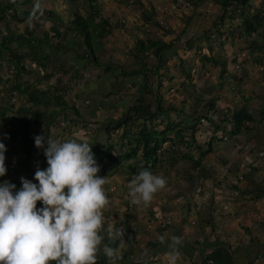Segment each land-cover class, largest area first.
Wrapping results in <instances>:
<instances>
[{
  "label": "rangeland",
  "instance_id": "1",
  "mask_svg": "<svg viewBox=\"0 0 264 264\" xmlns=\"http://www.w3.org/2000/svg\"><path fill=\"white\" fill-rule=\"evenodd\" d=\"M216 1L205 0L197 11L206 16L220 14L221 10ZM73 3H69L67 0H55V4L59 5V7L64 5L65 7L62 8L65 9L67 6L68 10L72 12V17L76 11L85 15L88 10L87 6L85 8V4L80 3L83 7H78L76 2ZM97 4L100 8L101 16L107 19L110 24L107 29L111 34L104 39V45L102 46L104 55L102 59L115 62L117 64L115 73L117 74L120 73L118 66L125 67L126 70L139 68L140 60H134L131 54V51L139 41L153 39L169 43L176 40L183 32L188 17L194 11L190 0H98ZM261 11H264V0H252L251 7L247 12L254 16ZM145 12L153 13L152 22L146 23L144 19ZM96 21L98 23L102 22L101 17H97ZM197 24L195 50L192 53H185V49L182 47L181 49L183 50H180L179 56L174 55V51L170 52L173 55L166 65L168 75L160 89V95L165 101L164 106L175 109L170 115L180 113V119H184V116H189L191 108L197 106L196 100L200 102L204 98L201 99V91L203 92L207 90L206 88H209L210 93L207 95V100H213L216 103L217 110L220 112L218 116L227 115L233 109H240L242 106H246L252 119L247 120L242 130L245 127L256 128L254 130H256L260 139L252 134L246 135L245 132L244 134L237 133L232 137L228 134V131L225 132L223 134L225 137H222L223 141L219 143L213 141V151L206 155L203 162L206 168L210 169L206 177H199L197 171L190 168V163L187 160H183L184 162L177 165L176 169L162 171L158 174L166 179V186L155 195L153 201L147 206L142 203L140 205L131 203L128 189V180H131V177H129V171L126 169L128 162L122 161L120 167L111 174H98L101 177H107V183L104 188L110 205L103 213L105 226L111 224L115 228L121 229L123 236L131 233L128 228H133L135 237L133 239L129 238L130 241L136 240V244L139 246V253L140 248L143 247L142 249L145 250L142 252L143 254L140 253V256L142 255L141 262H137L139 260L131 262V258H126L128 246L126 239L122 236V247L115 248L116 257L113 258L115 264H169L168 254L172 250L166 251V249L169 245H167V242L171 241L173 236L184 240L189 234L190 237L187 236L185 240H191V245L195 246L196 244L198 246L199 244L196 240L201 237L200 233L203 228L205 230L208 227L207 225L212 223L218 226L219 223V226L226 227L230 223H234L235 226L239 224L238 230L236 228L237 234L240 231H244L247 234L246 239H248V235L251 234L249 226L256 224V222L261 224L264 221V212L260 210V208L264 207V197L255 198L250 193H241L242 190H253L255 184L264 187V49L255 53L257 60L250 59L247 52L250 41L247 43L246 39L241 35L244 20L240 16L239 10L233 11V8L230 9L222 23L216 16L209 24V27H202L200 23ZM204 28L214 41L208 43L206 40L203 41L197 37L204 32ZM27 35L25 37L28 38L29 36ZM51 37L49 42L52 45L55 42L52 34ZM218 38L219 40L217 41ZM251 40L258 41V46H264V29L261 28L258 35ZM220 42L224 43L221 44ZM8 48L14 50L10 45ZM4 52L7 51L4 50ZM235 52L239 53L238 66L233 61ZM4 56H7L4 58L5 63L11 62V57H8L10 56L9 54ZM208 58L216 60L219 64H222L224 59L227 58L226 60L229 61L227 68L230 73L235 72V77H228L229 72L223 77L221 75L222 67L215 66L212 61H208ZM246 59L249 60L248 63L244 62ZM26 69L27 71L24 75L30 76L34 82L41 81V83L37 84L38 88L46 89L47 92L50 91L48 88H44L49 83L42 78L44 73L41 76V70L34 76L31 74L32 67L30 64ZM51 69H53L52 66ZM46 72L50 74L49 70ZM95 72H98V70H95ZM55 73H57V76L54 77V80L57 79L72 84V82H69L68 78L72 80L69 75H64L61 70ZM188 74L192 75L189 78L190 80L188 79ZM240 75L242 80L237 85L236 78ZM170 78V82L166 81V79ZM26 80H29V78H26ZM134 82L136 84L139 79L134 78L132 83ZM220 84L223 87H220ZM41 85L44 87H41ZM204 85L207 87L205 88ZM140 88H143L147 93L150 92L148 86L140 84ZM138 89L139 86L124 88L122 95L124 94L123 97H126V94L129 93L135 95ZM95 92L96 90H93L90 93H85V95L89 98ZM110 92H113V90ZM119 95L118 92L113 96L115 104H118L115 111L112 108V111L108 112L109 106H107V109H104L105 113H107L105 116L98 118L96 115L95 118H98L99 122L107 124V121L114 119L113 117H117L118 114L127 108L121 107L119 103H116ZM125 97L126 102H133L134 100L132 96L130 98ZM245 98L248 99V102H244ZM23 100V97L17 98L15 104L10 101L9 104H3V108L0 101L1 112H4L6 110L4 107L7 106L5 115L3 117L0 116V132H9L10 128L6 130L3 128L7 125L4 118L17 116L16 108L24 103ZM53 102L55 101H52V104ZM80 102L86 104L85 100H80ZM241 102L242 106L238 104ZM89 104L91 103L89 102ZM78 106L81 112L83 111L84 117L89 118L90 116H86L84 112L83 105L80 104ZM119 108H121V111L118 112ZM145 111V114H148L147 109ZM70 116H74L73 113ZM159 124L162 125L161 121L157 120L155 123L149 122L148 126L152 130L154 125L158 126ZM225 124L231 127L228 122H224L222 125ZM66 125L64 124V127ZM69 126L67 127L69 128ZM159 128L162 129L163 127ZM261 128L262 131L260 130ZM254 130L252 131L254 132ZM80 132L83 134L82 131ZM218 136V139H220L222 134L219 133ZM51 138L62 141L61 137ZM210 140L211 132L199 130V134L196 136L197 143L204 144L205 149H207ZM227 140L229 141V146H227ZM128 141V139L124 141V151L129 148ZM114 142L117 141L114 139ZM117 143L120 144L122 142L120 141L119 143L118 141ZM15 149L20 151L19 146L15 147ZM41 151L34 154L35 158L33 159L35 162L38 161V156L42 154L40 153ZM247 155L254 157L256 161L251 163L252 160L247 159L239 165L241 160H244ZM22 156H24L23 153L13 156L5 155L7 163L15 160L17 165L15 169L11 170L8 180H18V177L22 176L33 182L36 169L28 167L24 170L22 168L23 165L19 166L22 161L23 163L26 161ZM138 156L140 157L139 160L142 161V152H139ZM44 158L41 163L46 161V157ZM246 172H249L252 178H243ZM190 175L191 178H189ZM232 184H238L240 187V191L235 193V195L237 194L236 197L232 196ZM199 190L202 191V195H199ZM219 234L222 235L220 232ZM242 234L243 237H241L240 233L236 238L238 241H244L245 234ZM119 240L120 238L116 241H105V243L112 244ZM154 241L158 242V245L152 255L151 252L149 253L148 247ZM124 245L125 247H123ZM102 260L110 262L107 257L102 256L98 258L97 264H101ZM176 264L193 263L186 262L184 258L178 257Z\"/></svg>",
  "mask_w": 264,
  "mask_h": 264
},
{
  "label": "trees",
  "instance_id": "2",
  "mask_svg": "<svg viewBox=\"0 0 264 264\" xmlns=\"http://www.w3.org/2000/svg\"><path fill=\"white\" fill-rule=\"evenodd\" d=\"M69 3L76 2L78 7H83L82 4L87 6L88 10L84 14L76 11L73 14L72 21L70 22L69 29L74 31L75 34L81 36L83 49L81 52H74L75 55V66L72 67L73 77L72 83L77 85L80 81V72H91L98 70L102 72L103 78L121 79L131 81L126 88L139 86L136 90L135 95L129 93L126 94L125 98L134 97L133 102H127L125 105L127 108L123 110L117 117L104 122H99V120H88L84 117L81 109L77 105H71L66 97L73 90V86L68 84H63L59 81L58 84L51 85L50 82L52 77L55 75L53 73L48 74L45 70L47 64L51 63V53L61 52L63 49H68L67 42L64 39L56 40L53 37L54 44L48 47V50H41L40 52L31 51L28 54H18L17 50L9 49L8 43L3 42L0 44V57L1 60L5 61L4 58L6 54L11 57V62H7L9 66H13L15 70L16 82L20 79L17 86V98L23 97L24 103L21 104L16 111L17 116L4 118L9 126V132H0V142H3L6 146L7 151L5 155H16L23 153L25 159L31 158L33 153L43 151V149H37L35 145V137L37 135H44L45 138L53 137L51 131L59 128H63L64 124L70 125L74 131L72 133H77L83 131V140H87L91 143L92 153L94 154V159L100 166V172L98 174H111L113 171L120 167L122 161L128 162L127 170L129 171V177L131 179L137 175L141 170L147 169L152 173L158 175L162 171L173 170L177 168V165L187 160L190 163V168L197 171L199 177H206L209 174L210 169H207L203 164L206 155L213 151L212 145L213 141L219 143L223 141L222 137H225V132L228 131L230 136H234L237 133L240 134H252L257 136L256 128L245 127L247 120H251V116L248 114V108L242 106V102L238 103L242 106L240 109H233L229 114L224 116H218L220 113L217 110L216 103L213 100H207L208 94L210 93L209 88H206L207 84L204 85L207 90L201 91V103L196 100L197 106L192 107L188 117L184 116V119H180V113L170 115L174 108L165 107V101L160 95V89L164 85L163 81L168 75V69L166 65L170 61V57L173 54L170 52L174 51V55L179 56L180 50H184L185 53H192L195 50V39H196V27L197 23L200 25L209 27L212 20L217 16L220 22H224L228 12L233 8V11L239 10L240 16L244 20L243 28L241 29V35L246 39L247 43L250 41V46L248 45L247 52L249 53L250 59L257 60L255 58V53L257 51H262L264 46H258V41L251 40L258 35L261 28L264 29V11L257 13L254 16L249 14V9L251 7L252 0H217V4L220 7L221 13L218 15L211 14L212 16H206L205 14L199 13L198 8L205 2V0H190L191 5L194 7V11L188 20L186 21V26L181 33V35L172 42H164L162 40L147 39L145 41L141 40L137 43L135 48L131 51L134 60L139 59V68L133 70H126L125 67L118 66L120 73L117 74V64L112 61H106L103 58L102 46L104 45V39L110 36V31L107 27L110 26L107 19L101 16L100 8L97 4L98 0H67ZM120 3V2H119ZM140 3V2H139ZM74 4V3H73ZM121 5V3H120ZM7 7H3L0 2V18L5 19ZM205 15V17H204ZM153 13L144 14V19L146 23L153 21ZM101 17L102 22H97L96 18ZM233 17V16H230ZM203 21V22H202ZM207 23V24H206ZM206 24V25H205ZM158 25V24H157ZM204 32L200 33L197 37L200 40H206L208 43L214 41L211 35L203 29ZM34 31L30 33L32 38ZM43 39L38 40L39 43H45L47 41L48 45L51 37V32L48 31L44 33ZM219 38L217 39V41ZM35 41V39H34ZM221 44L224 42H220ZM183 47V49H181ZM7 51V52H4ZM51 51V52H48ZM98 51V52H97ZM239 53L235 52L234 63L238 66ZM208 61H212L215 66H221V75L224 77L229 72L227 66L229 61L224 59L222 64H219L216 60L208 58ZM84 60L85 63H80ZM244 62H249L248 59ZM36 64L42 67L44 70V75L42 78L46 80L49 84L50 91L44 93L40 88L37 87L38 80L36 83L31 81H26L23 83L24 73L27 71L26 67ZM49 70V69H48ZM37 71V69H35ZM264 72V71H263ZM72 74V73H71ZM80 75V76H79ZM188 79L192 76L188 74ZM235 72H229L228 77H235ZM124 77V78H123ZM237 77V76H236ZM134 78H138L139 82L135 84L132 83ZM190 80V79H189ZM242 76L236 78L237 85L240 84ZM15 81V80H14ZM170 82V79H166ZM13 84L11 79H7L5 84V92L10 91V86ZM141 85L148 86L150 92L147 93ZM220 87H223L220 84ZM198 88V87H196ZM118 93V92H117ZM124 93V91H123ZM120 94V91H119ZM124 95V94H123ZM123 98L124 99V97ZM148 95L152 99L151 106L147 110V97ZM213 99V98H211ZM126 99H124L125 101ZM52 101L53 102L52 104ZM123 101V100H122ZM248 102L245 98L244 102ZM3 108V104L1 105ZM66 107V108H65ZM6 110L1 112L0 116H4L7 112V106L4 107ZM121 111L120 109L117 110ZM73 113L74 116H70ZM184 114V113H183ZM264 114V111H263ZM172 117V118H170ZM162 118V119H160ZM177 119V121H176ZM180 119V120H179ZM157 120L161 121L163 127L160 129L158 126L149 129L148 123H155ZM224 122L230 123L231 127L222 125ZM164 125V126H163ZM166 125V126H165ZM230 128V130H229ZM202 132H211V140L208 142L207 149H205L204 144H199L196 141V136L199 134V130ZM254 130V132L252 130ZM259 130V128H258ZM222 134L219 138L218 134ZM114 139L117 142H114ZM128 139L127 150L124 149V141ZM227 144L229 141H226ZM238 145V144H237ZM19 146V150L15 147ZM46 146V145H45ZM264 151V149H263ZM139 152H142V161L138 156ZM7 168V173L5 176L0 177V182L8 180L11 170L15 169L16 161L11 160L9 163H5ZM164 166H166L164 168ZM249 170V169H248ZM21 177L18 180H8L10 183L16 185V190L22 187ZM250 173L246 172L243 178H250ZM191 178V175L189 176ZM188 178V179H189ZM252 178V177H251ZM129 182L131 180H128ZM251 183V180H250ZM38 184V181H37ZM253 190H242V194H252L255 198L264 197V187L255 184ZM232 196L236 197V192L240 191L238 184H232ZM199 195H202V191L199 190ZM37 207H42L41 202H37ZM199 207V206H198ZM131 233H127L123 238L126 239L127 243V257L131 258L130 261L139 260L141 262V256H136L139 251V246L136 244L134 239L132 242L129 238L133 239L135 237L133 228H128ZM109 247L113 249L122 247V240L115 243H108ZM158 242H151L149 248V253L153 255ZM126 246V247H127ZM125 247V245L123 246ZM142 247V246H141ZM143 248V247H142ZM140 248V253L145 250ZM146 248V249H148ZM139 253V254H140ZM143 254V253H142ZM129 256V257H128ZM136 256V258H133ZM106 257V256H103ZM54 264V263H53ZM101 264H112L111 261H103ZM131 264V263H130Z\"/></svg>",
  "mask_w": 264,
  "mask_h": 264
},
{
  "label": "clouds",
  "instance_id": "3",
  "mask_svg": "<svg viewBox=\"0 0 264 264\" xmlns=\"http://www.w3.org/2000/svg\"><path fill=\"white\" fill-rule=\"evenodd\" d=\"M91 145L38 135L35 146L43 149L48 165L36 169L38 184L21 177L22 187L15 190V184L0 182V264H97L101 253L115 264L116 251L105 241L118 240L123 231L105 226L107 177L98 175ZM6 151L0 142V177L7 173ZM166 183L141 170L128 184L131 203L149 205ZM181 245L179 237L171 238L169 264H176Z\"/></svg>",
  "mask_w": 264,
  "mask_h": 264
},
{
  "label": "crops",
  "instance_id": "4",
  "mask_svg": "<svg viewBox=\"0 0 264 264\" xmlns=\"http://www.w3.org/2000/svg\"><path fill=\"white\" fill-rule=\"evenodd\" d=\"M0 2L3 4V7L9 8V10H6L5 12V19L3 20L0 18V44L2 45L3 42L8 43V45L13 47L14 50H17V53L20 55L28 54L31 51L40 52L41 50H48V47H50L51 44L48 45L47 41L42 44L39 43L38 40L43 39L41 37H44V33L50 31L56 40L64 39L68 46V49H63L59 53H55L53 51L51 53V63H48L47 68L45 69H49L50 73L54 72L53 74H55L52 77L50 84L55 86L59 81H61L57 79L54 80V77L57 76V73L55 72H58L59 70H61L64 75L73 77L72 67H74L76 63L74 61V52L75 50L76 52H81L83 45L81 36H78L74 33V31L69 29L70 22L72 21V12L68 10L67 6L65 9L62 8L65 7L64 5L59 7V5L55 4V0H0ZM33 31L34 38L30 36V33ZM25 35L29 37L27 38ZM80 63L83 66L85 61L81 60ZM50 65L54 70L51 69ZM31 67L32 75L36 76L41 70L40 73L42 76L44 72L42 67H39L36 64L31 65ZM35 69H37V71H35ZM13 73L15 74L13 66H9L8 63H5V61L0 58V101L2 104H9L10 101L12 104L16 103V96L18 95L16 88L18 86V82L20 83V79L16 82V77L11 76ZM80 75V81H78L79 83L77 85H74L75 83L70 84L73 86V90L68 94L66 99L71 105H74V103H77L75 104L77 106L82 104L86 116H90L86 119L98 120L101 116H105L107 114L105 113L107 106H109L107 109L108 112H111L112 108L115 111L118 104H115L113 96L119 91L120 95L118 96V102L116 103H119V106L121 107H126L125 105L127 102L122 101L123 98L121 99V95L123 93L122 90L127 87L130 81L118 80L115 78H103L104 76L100 77L102 76L101 71L95 72V70L92 71V69L91 72H80ZM23 76V79H21L23 83L33 80L30 76ZM26 78H29V80H26ZM7 79H11L13 84L9 87L10 91L5 92L4 90ZM68 79L69 82H72L70 78ZM32 82H34V80ZM63 84L68 83L63 82ZM41 87L44 86L41 85ZM44 88H48L50 90L49 86ZM92 89L96 90L94 95L89 98L86 97L85 93L92 92ZM111 90H113V92H110ZM42 91L47 93L46 89ZM80 100H85L86 104L80 102ZM88 101L91 104H89ZM151 102L152 99L148 95L147 110L151 106ZM119 109L121 110V108ZM96 115L98 118H95ZM67 126L69 125L52 130V136L56 138L61 137L62 141L68 139H84L82 138L84 134L83 131V134L79 130L77 133H72L74 129H72L71 126H69V128ZM3 128L6 130L9 129V126L7 127L6 125ZM260 130L262 131V128ZM256 134L258 136V133ZM229 145L230 144L228 143L227 146ZM40 153L42 154L38 156V161L35 162L33 159L35 158L34 152L33 155H31V158L26 160L25 163L22 161V164H19V166L23 165L22 168H24V170L28 167L35 169L39 167L42 170L46 169L48 167L47 160L42 162V164L41 160H44L45 156L43 151ZM22 158L25 159V155L22 156ZM247 159H251V163L256 161L254 157L247 155L244 157V160H241L239 165ZM5 163H7L6 160ZM33 183H37V181L34 179ZM263 208H260L261 212H264ZM238 225L239 224L235 226L234 223H230L226 227H221L218 223L219 228L212 223L211 225H207L208 227L205 228V230L203 228L201 231V237L196 240L199 244L198 246L196 244L195 246L191 245V240H185L186 237L189 236L188 234L185 239L182 240V245L178 248L179 257H182L186 262L193 264H264V221L261 224L256 222V224L249 226L251 234L248 235V239H246L247 234L244 231H240L241 237H243L242 233L245 234L244 241H238L236 239L240 234H237L236 232V228L238 230L239 227ZM220 228L222 229L221 231ZM204 232L205 234H203ZM219 232L222 233V235H220ZM170 242L171 241L167 242V245L170 244ZM169 250L172 249L168 246L166 251ZM102 256L104 255L100 254L99 257ZM136 256H140L139 252ZM136 256L133 258H136Z\"/></svg>",
  "mask_w": 264,
  "mask_h": 264
},
{
  "label": "bare ground",
  "instance_id": "5",
  "mask_svg": "<svg viewBox=\"0 0 264 264\" xmlns=\"http://www.w3.org/2000/svg\"><path fill=\"white\" fill-rule=\"evenodd\" d=\"M66 108V107H65Z\"/></svg>",
  "mask_w": 264,
  "mask_h": 264
}]
</instances>
